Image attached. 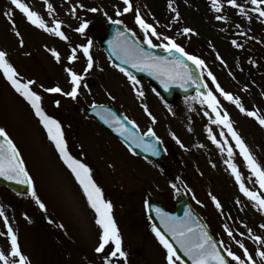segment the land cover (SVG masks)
Masks as SVG:
<instances>
[{
    "label": "rangeland",
    "instance_id": "374dc122",
    "mask_svg": "<svg viewBox=\"0 0 264 264\" xmlns=\"http://www.w3.org/2000/svg\"><path fill=\"white\" fill-rule=\"evenodd\" d=\"M22 2L36 11L49 27H54L53 21H60L61 31L68 39L62 40L35 27L10 0H0V51L6 53L21 83L34 82L30 89L41 97L45 114L60 123L68 153L90 169L92 180L101 189L104 199L112 204V216L126 254V259L119 255L112 258L114 245L111 242L103 252H96L101 229L83 189L61 159L31 105L0 70V127L17 146L32 178L36 197L44 204L41 209L32 195L22 199L0 189V210L17 236L20 250L27 257L26 264H167V250L147 224L145 198L151 195L168 207L181 192L187 195L219 246V242H223L225 251L231 250L243 258V249L239 247L242 243L257 264H261L255 252L264 250V244L253 240L249 229L252 236L264 238L261 227L264 212L253 207L241 193L226 163L228 147L233 150L232 161L245 186L262 196L264 190L255 183L227 129L210 123L214 115L210 112L205 115L209 110L196 96L178 101L172 110L166 108L145 82L134 86L124 73L112 67L98 47L103 24L109 18L121 20L143 42V32L135 23L136 10H139L142 18L159 33L174 39L190 55L205 62L206 71H201L208 91L216 95L235 131L264 167V127L220 96L207 75L210 71L221 88L239 98L247 111L264 117V17L251 10L254 6L249 0H237L243 13L228 5L227 0H218L220 12L214 10L212 0H131L132 10L120 16L116 12H123V0H48L52 5L51 13L44 0ZM91 8L98 11L91 12ZM217 16L225 19L218 20ZM85 22L88 28L84 34L75 31ZM184 28L193 31L185 34ZM89 40L94 66L85 73L87 60L77 46ZM153 40L154 43L164 42ZM73 48L77 49V59L69 63ZM53 51L59 54V60ZM66 69L84 76L76 99L45 91L53 87L65 93L71 91V78ZM89 77L94 79L95 88L83 86ZM138 91L144 96L139 97ZM91 104L113 106L134 121L142 134L152 128L167 150V167L160 168L128 153L114 137L85 117L84 107ZM142 105H147L155 123ZM208 129L223 146V151L209 139ZM56 171L61 173L69 191L80 196L78 201L85 222L89 223L87 229L80 227L79 217L74 214L77 212L62 202L54 182ZM225 225L232 232L231 237ZM6 233L4 218L0 217V251L7 253L10 241ZM228 260L235 264L230 257Z\"/></svg>",
    "mask_w": 264,
    "mask_h": 264
},
{
    "label": "snow or ice",
    "instance_id": "6c2138e0",
    "mask_svg": "<svg viewBox=\"0 0 264 264\" xmlns=\"http://www.w3.org/2000/svg\"><path fill=\"white\" fill-rule=\"evenodd\" d=\"M249 2L254 6L251 10L256 12L259 17H264V0H249ZM10 3L15 9H18L27 18L29 23L35 27L54 34L62 40L68 39L64 32L61 31L62 23L60 21H53L54 27H49L41 18V16L36 11H33L29 5L22 2V0H10ZM44 3L47 5V10L49 13H51L52 5L48 3V0H44ZM227 3L233 8L240 9L241 13H243V9L237 3V0H227ZM123 4L125 5L123 12L117 10V16L132 10L131 0H123ZM212 5L216 12L221 11L218 0H212ZM169 6L171 7V5ZM80 7L83 6L80 5ZM89 11L96 12L98 9L91 8ZM173 11H175V9H173ZM73 13H75V9H73ZM6 15H8V13H6ZM217 19L220 20L225 18L222 16H217ZM109 20L111 23L117 25L122 23V21L119 19L112 20L109 18ZM135 23L143 32V45H146L148 49L160 48L166 52L168 56H172L173 53H178L180 57L191 61V63L194 64L197 69L206 71L205 62L203 60L194 55H190L181 45L176 43L174 39L159 33L155 26L147 23L142 18L139 10H136ZM87 28L88 24L85 22L76 28L75 31L84 34ZM192 31L193 30L190 28L183 29L185 34ZM131 35L133 39L129 40V38L123 32L117 33V43L113 45L114 54L120 56V54L123 53V56L121 57L123 63L130 64L137 71H147L150 75L154 76V78L160 81L165 90H167L172 83H178L180 87H185L186 84L194 85L197 89L195 98L198 99L202 106L206 105L207 109L209 110L205 112V115L208 116L209 112L214 115V119L210 117V123L222 126L223 128L227 129L228 134L231 135L235 142L236 148L239 149V154L243 158L245 166L251 173V176L255 177V183L259 185L261 190H264V167H262L257 162L245 142L235 131L227 111L222 109L220 101L217 99L216 95H214L213 91H200L201 87L207 89L208 85L202 84V81L194 79L192 73L188 69V66L184 64L183 61L179 59L169 60L167 57L157 56L151 52L145 51L144 47L140 46L139 42L135 40L136 34L131 33ZM153 38H155L156 41L164 42L154 43ZM233 44L235 45L236 42L233 41ZM91 45L92 41L89 40L87 44L77 46L82 51L84 57L87 60V66L84 70L85 73L91 70L94 66V59L90 53ZM76 52V48L71 50V55L68 57L69 63L77 59ZM52 54L59 60L58 53L53 51ZM0 70L3 71L4 77L11 83L12 87L31 105L36 116L39 118L41 124L47 131L48 138L55 144L61 159L74 174L77 182L83 189L84 195L86 196L90 207L96 214V224L101 229L100 244L96 248V252H103L106 245L111 242L114 245V249L111 251L110 256L115 258L117 255H119L120 258L126 259V254L121 247L120 233L112 216V204L104 199L101 189L92 180L90 169L68 153L60 123L56 119H53L52 117L45 114L41 107V97L30 89V85L34 82L29 81L28 83H21L17 78V73L14 67L7 61L6 53L3 51H0ZM66 71L71 78V91L65 93L62 92V89L59 87L48 88L45 89V91L50 93H62L65 96L76 99L79 95V89L82 86L81 81L84 79V76L76 73L72 69H66ZM120 71L128 77L134 86L138 83L135 77H133L124 68H120ZM201 75H203V71L201 72ZM207 75L211 79L212 83L215 84V91L218 92L220 96H222L225 100L235 104V106L239 108L242 113L256 119L257 122L262 127H264V117H260L255 111H247L242 106L239 98L234 97L231 93L221 88V86L216 82L215 76H213L210 71L207 73ZM83 86L87 87L86 84ZM137 95L139 97H143L144 93L142 91H138ZM57 105H59V101H57ZM142 107H144L145 113L149 116L152 122L155 123V117L152 115L147 105H142ZM222 112L223 114H221ZM104 119L105 122L109 123L119 135L126 136V138L136 142L137 147L144 145L145 151H151L153 154H156L155 144L145 145L143 137L138 136L130 131L125 126V123L118 119L115 115L109 113L106 117H104ZM124 121H126L128 125H131L132 129L138 131V126L134 121L128 119L127 117L124 118ZM145 135L156 137V133L152 128H149ZM208 135L209 139L212 140V143L216 144V146L220 148L221 151H223V146L218 143L217 139L212 135L211 129H208ZM220 135L221 137L224 136L223 131L220 133ZM173 139H176L178 144L181 143L174 135ZM155 143H161L158 137H156ZM224 143L226 144L227 141L225 140ZM181 147H183V144H181ZM227 156L228 159L226 163L231 169L232 175L235 177L241 193H243V195L252 202L253 207L264 212V196H262L259 192L250 190L245 186L242 181L239 169L232 161L233 150L231 147H228L227 149ZM0 177L4 178L5 180L14 181L18 184H27L31 195L36 199L37 204H39L41 209L44 208V204L40 202L38 197H36L35 190L32 188V178L24 166V161L21 159V154L18 151L17 146L10 139L7 131L2 127H0ZM173 187H175V185H173ZM212 199L216 207L220 208V204L216 198L212 197ZM197 203H199V201H197ZM156 211L165 225V230L179 244L180 249L183 251L184 255L191 260L192 264H226L224 256L221 255L218 249L217 242L213 241L212 237L206 231H204L203 226H200L199 228H193L190 224L185 223L184 221H177L175 218L167 217L166 214L160 211V209H156ZM190 215V213H186V217ZM0 217L4 218V226L7 229L6 234L10 241V251L7 253L0 251V264H26L27 257L22 254L17 242V236L13 231L7 216H5L2 210H0ZM261 227L264 228V225H261ZM152 230L160 244L163 245V247L167 250V264H176V261L180 259L176 254V249H174L172 244L169 243L165 236L162 235L155 226H153ZM225 231L230 237L232 236V232L227 228L226 225ZM249 235L257 243L264 244V238L258 235L252 236L251 229H249ZM219 244L220 247L224 246L223 242H219ZM239 247L243 249V258L231 250L227 251V256L230 257L231 260L235 262V264H257V261L253 258V255L244 244L240 243ZM255 256L259 258L261 264H264V250L257 249Z\"/></svg>",
    "mask_w": 264,
    "mask_h": 264
},
{
    "label": "water",
    "instance_id": "95a60500",
    "mask_svg": "<svg viewBox=\"0 0 264 264\" xmlns=\"http://www.w3.org/2000/svg\"><path fill=\"white\" fill-rule=\"evenodd\" d=\"M118 32H123L129 40H132L133 37L128 32L125 31L124 28H122L120 25L108 23L106 26V32L104 38L101 40V47L106 52L108 57L110 58L112 64L119 66L120 68H124L126 71L132 73L133 76H135L137 79L145 78L148 83L152 86L155 93L164 100L166 104L172 105L175 103L176 99L178 97L180 98H186L193 94L197 89L192 84H186L185 87H180L178 83H172L168 87L167 90L161 85L160 81L154 78V76L150 75L147 71H137L135 68H133L130 64H125L122 62L121 57L123 56V53L120 54V56H117L113 52V45L117 43L116 37ZM111 42V43H110ZM145 51L151 52L154 55L157 56H164L167 57L169 60L171 59H179L183 61L184 64L188 66V69L192 73V76L194 79L197 80V72L192 63H190L188 60L184 59L183 57H180L178 53H173L172 56H168L166 52H156L153 49L144 48ZM201 92H204V89H200ZM109 113L115 115L118 119H120L122 122L125 123V126L132 131L134 134L139 135L137 130H134L131 128L130 125L124 121V118H122L120 115H118L116 112H114L113 108L109 107H91V109H87V115L92 117V119L99 122L102 127L106 128L110 132L115 135L126 147L131 151L138 153L145 159H151L154 162L158 164L164 163V151L160 144H156V139L154 137L146 136L144 137L145 145L147 144H155L156 148V154H153L151 151H145V146L141 145L140 147L136 146V142L132 141L129 138H126V136H121L118 134V132L110 126L109 123L105 122L104 117H106ZM0 187L1 188H7L11 190L13 193L25 197L28 196L30 193L29 187L27 184H18L14 181L5 180L4 178L0 177ZM162 206L152 200V198L147 199V213L149 215V219L151 220L152 224L161 232L162 235L165 236V238L169 241L170 244L176 249V254L179 256L180 260L184 264H192L191 260L184 255L183 251L180 249L179 244L172 238V236L165 230V225L162 222L160 216L158 215L156 209H160V211L164 214H166L167 217L175 218L177 221H184L185 223L190 224L193 228H199L200 226H204L201 219L198 218L195 213L192 211L191 207L188 205L186 199L184 196H179L173 207L167 212ZM186 213H190L191 215L186 217ZM204 231L207 232L206 228L203 227ZM208 233V232H207Z\"/></svg>",
    "mask_w": 264,
    "mask_h": 264
},
{
    "label": "bare ground",
    "instance_id": "6f19581e",
    "mask_svg": "<svg viewBox=\"0 0 264 264\" xmlns=\"http://www.w3.org/2000/svg\"><path fill=\"white\" fill-rule=\"evenodd\" d=\"M54 182H56L57 184V188L58 191L60 192V196L62 198V202L66 205V207L68 209H74L76 213L75 217L78 218L79 217V225L80 227H82L83 229H87L89 225L86 224L85 219H84V211L81 210V206L80 203L78 201V199L80 200V196L77 195L74 196L68 189L66 183L62 180V175L60 172H55L54 174ZM78 197V198H77Z\"/></svg>",
    "mask_w": 264,
    "mask_h": 264
}]
</instances>
